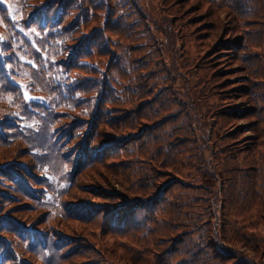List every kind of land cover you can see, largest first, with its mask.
I'll return each mask as SVG.
<instances>
[{"label": "rangeland", "instance_id": "obj_1", "mask_svg": "<svg viewBox=\"0 0 264 264\" xmlns=\"http://www.w3.org/2000/svg\"><path fill=\"white\" fill-rule=\"evenodd\" d=\"M16 1L0 2V119L13 122L3 124L9 127L11 134L0 142V163L12 161L13 165L25 171L27 164L31 162L34 165L39 180L34 186L36 190L32 191L39 192V196L34 200L35 207L18 216L27 220L28 229L33 230L35 225L39 229L51 227L61 238L77 246L78 253L59 264H91L97 260L109 264H192L191 261L197 262L193 257L196 255H202L199 261L203 264H233L235 259L217 258L215 245L234 249L249 259L264 261L261 249L231 237L232 229L248 235L250 230L244 231V224L258 217L234 218L227 204L221 205L216 215L219 201L224 202L229 189V176L234 167L247 160L264 159V0H244L248 9L244 15L234 7L240 0H215L220 2L218 4L209 0H136L140 14L119 18L125 24V31L110 27L104 31L110 36L109 43L113 48L107 47L105 52L99 50L102 41L99 38L94 52L86 58L87 65L70 71L75 79L86 76L94 79L97 72L92 73V66L95 65L109 71L124 86L141 85L135 90L130 88L133 92L128 99L117 100L112 97L117 90L109 84L111 91L108 97L112 100L107 101L109 107H114L109 115L130 116L123 124L114 125L118 128L111 126L106 129L107 132L115 139L125 136L136 139L127 145V151L90 163L83 161L75 175L72 170L76 166L75 161H81L78 148L83 144L82 138H78L79 142L65 154V158L62 153L63 145L73 138L69 135L72 134L69 123L72 113H79L82 103L76 102V97L82 93L51 90L38 73L37 61L23 52L26 47L18 52V59L4 57L10 46L5 43L7 34L2 17H19V0ZM114 1L109 2L111 7ZM197 1H202L203 9L211 5V16L205 19L208 21L206 24H202L204 16L193 6ZM121 9L123 11L124 8ZM122 11L117 10L116 13ZM228 11L234 18L226 14ZM113 15L108 17L114 18ZM102 19L103 14L97 12L79 32L99 26ZM145 24L152 25V38L146 45L132 47L147 41L137 35ZM234 24L239 29L236 33L242 32L246 45L247 56L242 65L236 61L226 62L224 58L228 55L223 51L219 53L220 42L231 40L227 39L228 31ZM9 27L18 38L20 35L28 36L31 47L40 54L41 48L32 40V36L38 35L36 30L25 28L18 20ZM116 39L120 44L115 42ZM11 44L16 46L14 42ZM154 46L159 51L151 50ZM117 49H127V59L135 66L133 71L123 59L111 64L110 53ZM168 68L171 76L166 75ZM247 75L250 81L256 82L250 99L260 111L257 118L240 115L242 110L249 108L244 97L229 96L235 89L232 87L249 79ZM105 82L107 85L108 80ZM145 87L149 88L147 92ZM91 94L97 93L88 90L85 95ZM144 99L151 100L139 104ZM53 112L60 115L54 118ZM89 119L87 116L81 118V133H88L91 127ZM117 119L113 117V120ZM99 127L103 125L99 123ZM252 127L256 132L251 130ZM64 138L61 145L52 143L55 139L59 144ZM232 146H239L240 150L235 152ZM22 149L24 153L19 156ZM148 170L158 179L173 175L171 180L179 181L181 185L173 187L172 193L196 191L197 204L201 203L200 199L205 204L209 202L207 197L213 199L203 212L205 218L198 230L182 233V226L177 224L181 220L186 228L189 227L187 222H196L197 208L194 204L182 209L158 210L155 219L128 233L103 229L101 215L83 221L68 216L62 210L63 200H73V195L84 192H88L93 201L104 195L107 197L104 203L109 207L118 201L138 197L140 192L135 187L140 175L147 174ZM73 176L81 178L79 186L71 187ZM260 189L264 191V170L258 168L247 191ZM105 191L114 196L105 195ZM9 206L11 204L5 209ZM40 212H44V223L38 220ZM219 227L226 237L219 241L220 244L215 237ZM261 237H264V232ZM2 240L9 246L5 238ZM19 247L11 249L16 264H39L33 260L48 253L39 247Z\"/></svg>", "mask_w": 264, "mask_h": 264}, {"label": "trees", "instance_id": "obj_2", "mask_svg": "<svg viewBox=\"0 0 264 264\" xmlns=\"http://www.w3.org/2000/svg\"><path fill=\"white\" fill-rule=\"evenodd\" d=\"M110 1L111 0H19L17 5L19 17L15 19H10L7 16L2 17L7 34L5 43L10 46L8 53H6L4 57H14L18 59V52L26 47L27 50L23 52L29 53L30 56L37 61L39 65L38 73L42 75L51 90L66 89L82 93L76 97V102L80 101V103H82V106L79 108V113H72L73 116L70 119L71 123H69V127L72 131V134L69 133V135L73 138L63 145L64 152L62 153V156L65 158V154L69 152L73 145L79 142L80 139L78 138H82L83 144L78 148V155L81 161L79 163L75 161L76 166L72 170L74 175L79 170V165L83 161L90 163L92 161L101 160L102 158H107L110 155H115L120 151H127L129 150L127 145L132 140L136 139L127 136L115 139L107 132L106 129L112 128L111 126L118 128L119 126L115 127L114 125L123 124L122 122L130 118V116L121 117L123 115H109L108 113L114 107H109L107 101L111 102L112 100L108 97L111 91L109 84L112 88L117 90L112 93V97L117 100H122L124 98L128 99L133 92L132 90H135L136 87L141 85L138 84L133 87L129 85L124 86L121 81H118L117 77L112 75L109 71L106 72V70L100 69L95 65L92 66V73L96 74L95 72H97L94 79H91L90 76H86L83 79H75L74 75L70 74V71L75 67L87 65L86 58L94 52L95 42L99 38L102 39L99 50L105 52L108 48H113V45L109 43L111 41L110 36L104 34L105 29L110 27L119 29L120 32L125 31V24L121 22L119 18L127 15L140 14L136 0H115L113 7L110 6ZM209 1L216 4L220 3L215 2V0ZM193 6L194 8L196 7L197 11L201 12L200 15L204 16L202 24L208 23L205 19L211 16V5L203 9L202 1H197ZM245 6L244 0H240V3L234 7L241 15H244V12H248ZM122 7L124 8L123 11L121 9ZM117 10H121L122 12L116 13ZM97 12L103 14V19L99 23V26L93 27L90 31L79 32ZM113 13L114 18L108 17V15L112 16ZM226 14L233 17L230 11L226 12ZM17 20L25 28L36 30L38 35L32 36V40L41 48L40 54L31 47V40L28 36L20 35L18 38L11 32L9 26ZM137 20L138 19L134 22H137ZM151 26L152 25L145 24L144 29L137 34L147 41H141V43L136 45L133 44L131 45L132 47L135 48L142 44H147L152 38V36H150ZM235 26L236 24L230 25L227 39L231 40L220 42L221 49H219V53L223 51L228 55V57L224 58L226 62L236 61L240 62L242 65L243 59L247 56L244 50L246 45L242 39V32L236 33L239 29ZM126 32L129 33V31ZM234 33H236V35L232 38L231 36ZM11 42H14L16 46L13 47ZM19 42H21V44H19ZM115 42L120 44L118 39H116ZM151 50L159 51V48L154 46ZM127 55V49H117L110 53V62L112 64L123 59L124 63L126 65L129 64V67L133 71L135 66L128 61ZM216 72L217 70L213 71L212 75L216 74ZM166 75H172L169 68L166 70ZM1 77L3 79V75H1ZM247 78H249L248 75ZM106 80H108V86L106 85ZM255 84L256 82L250 81L249 78L247 81L236 85V87H232L235 89H233L234 91L231 92L229 96L244 97L246 103L249 104V108L241 111V116H254L257 118L260 113L255 107L256 105H254L250 99V95H253L252 87ZM130 88H132V90ZM148 89L145 87L146 92ZM88 90L95 91L97 94L86 96L85 94ZM262 99L264 100V93L262 94ZM149 100L151 99H144L140 101L139 104H143V102ZM127 110L128 109H126V112ZM247 112L252 113L246 114ZM232 113L236 114L234 112ZM59 115L60 113L53 112L54 118ZM84 116L90 117L89 122L91 127L88 133H81V126L83 124L81 123V118ZM113 117L118 119L113 120ZM250 122H253V120ZM4 123L13 124L11 120L0 119V142H3L5 137L11 134L9 127L4 126ZM99 123L102 124L103 127L98 128ZM251 130L256 132L254 127H252ZM64 141L65 138L57 144V141L54 139L52 143L54 145H61ZM249 143H253V141ZM232 148L235 152L240 150L239 146H232ZM23 153L24 151L22 149L18 155L20 156ZM11 163L12 161L0 163V264H2V262H6L5 264H16L14 262L15 259L12 258L11 249H18L20 245L29 249L39 247L48 252L47 256L41 258L36 257V259L33 260V262L39 261V264H59L61 261L69 260L78 253L75 244L72 245L70 240L61 238L51 227L39 229V226L35 225V228L30 230L26 226L27 220L18 216L25 212L24 210L30 209L32 206L35 207L34 200L38 198L39 192L37 195L32 190H36L34 186L38 184L36 180H39V177L35 173L34 165L31 162L30 165L27 164V171ZM258 168L264 170V159L247 160L244 163L240 162L234 167V172L229 176V189L223 199L224 202L219 201L220 204L217 207L216 215L220 212L221 207L227 204V209L234 218H241V220H243L258 217L253 220V222L247 221L244 224L246 228L244 231L250 230V232L247 233L248 235L242 234L240 230L234 232L232 229L231 237L235 240H240L242 243L250 244L257 250L261 249V254H264V237H261L264 232V191L263 189H260V191H247V188L251 187V179L255 176L256 169ZM147 172V174L140 175L138 179L139 183H137L135 187V189L140 192V196L138 197L118 201L115 206L109 207L104 203V200L107 199L104 195H99L97 197L98 199L93 201L90 199L91 195L88 192H84L81 195H73V200H63L62 210L68 216L77 217L83 221L93 220L98 215H101L103 229L120 232L126 231L128 233L129 231H134V228H142L145 223L155 219V214L158 210L163 211L166 208L182 209L189 204H194L197 208V215L194 217L196 222H187L189 227L186 228L181 220L178 221L177 224L182 226V233L198 230L205 218L203 217V212L206 207H209L213 203V199L207 197L209 202L206 204L203 199H200L201 203L197 204L196 191L191 190V193L184 191L172 193L173 187L181 185L179 181L174 182L171 180L173 179V175L158 179L155 178V174L150 172V170ZM80 179L79 176H75V178L73 176L71 187H76L77 184L79 186ZM44 184L47 185L46 183ZM91 190L98 189L91 188ZM108 193L110 192H104L107 196H114ZM169 193L170 195H168ZM128 200H130V202ZM8 204H11V206L5 209ZM248 204H250V207L247 208ZM43 213L40 212L38 216V220H42V223L46 222L43 221V218L45 220ZM245 213L246 216H244ZM13 219L17 220L21 225ZM220 229L221 227H219L218 233L215 232V237L219 244V241L226 238L222 235ZM261 232L262 234H260ZM3 238L7 240L9 246L2 240ZM197 238L199 239L200 236H197ZM189 241H191V239ZM215 247L218 253L217 258L226 260L235 259L233 264H264V261L260 258L249 259L250 257L246 258L245 256H240L234 249L227 247L221 248L219 245H215ZM169 256L171 255L169 254ZM201 256L202 255L193 256L196 257L197 262L191 261L192 264H203L199 261ZM179 263L180 262L176 264ZM91 264L109 263L105 261L101 263L97 260L93 261Z\"/></svg>", "mask_w": 264, "mask_h": 264}, {"label": "snow or ice", "instance_id": "obj_3", "mask_svg": "<svg viewBox=\"0 0 264 264\" xmlns=\"http://www.w3.org/2000/svg\"><path fill=\"white\" fill-rule=\"evenodd\" d=\"M0 2H2V0H0Z\"/></svg>", "mask_w": 264, "mask_h": 264}]
</instances>
